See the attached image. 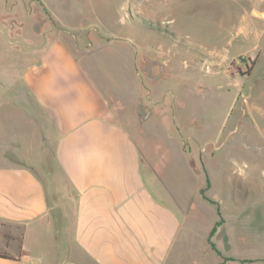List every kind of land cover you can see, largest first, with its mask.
Listing matches in <instances>:
<instances>
[{
	"label": "rangeland",
	"instance_id": "rangeland-1",
	"mask_svg": "<svg viewBox=\"0 0 264 264\" xmlns=\"http://www.w3.org/2000/svg\"><path fill=\"white\" fill-rule=\"evenodd\" d=\"M59 37L132 46L138 97L125 108L132 122L138 106L151 110L139 123L153 129L150 153L168 158L167 184L192 199L191 248L207 264H264V0H0V92L32 48ZM42 148L38 125L0 124V158Z\"/></svg>",
	"mask_w": 264,
	"mask_h": 264
},
{
	"label": "crops",
	"instance_id": "crops-1",
	"mask_svg": "<svg viewBox=\"0 0 264 264\" xmlns=\"http://www.w3.org/2000/svg\"><path fill=\"white\" fill-rule=\"evenodd\" d=\"M31 57L0 92V124L38 125L44 148L0 158V264H207L186 231L192 199L167 184L151 125L125 108L138 97L132 46L110 37L73 49L59 37Z\"/></svg>",
	"mask_w": 264,
	"mask_h": 264
},
{
	"label": "water",
	"instance_id": "water-1",
	"mask_svg": "<svg viewBox=\"0 0 264 264\" xmlns=\"http://www.w3.org/2000/svg\"><path fill=\"white\" fill-rule=\"evenodd\" d=\"M136 114L138 117L139 122H143L148 118V116L151 114V110L144 111V108L140 105L136 109Z\"/></svg>",
	"mask_w": 264,
	"mask_h": 264
},
{
	"label": "trees",
	"instance_id": "trees-1",
	"mask_svg": "<svg viewBox=\"0 0 264 264\" xmlns=\"http://www.w3.org/2000/svg\"><path fill=\"white\" fill-rule=\"evenodd\" d=\"M0 256H2V257H7V255H5V254H0Z\"/></svg>",
	"mask_w": 264,
	"mask_h": 264
}]
</instances>
